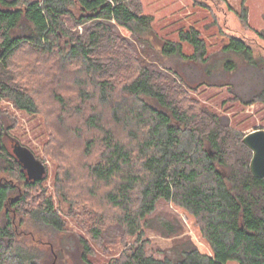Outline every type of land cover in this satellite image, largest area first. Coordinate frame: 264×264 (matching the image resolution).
<instances>
[{
  "label": "trees",
  "instance_id": "obj_1",
  "mask_svg": "<svg viewBox=\"0 0 264 264\" xmlns=\"http://www.w3.org/2000/svg\"><path fill=\"white\" fill-rule=\"evenodd\" d=\"M245 15L243 9V22ZM152 23L132 0H0V107L6 100L30 114L39 109L28 84L1 77L22 47L46 58L55 56L60 69L71 70L59 79L70 94L53 95L62 114L57 125L67 138L81 141L84 160L82 175L62 176L60 191L67 184L83 190L85 198L100 196L114 209L111 220L126 235L140 233L158 201L169 202L198 221L209 248V253L203 252L188 238H180L162 258L135 246L112 264H264V179L251 175L249 156L231 168L228 127L215 113L193 103L182 89V76L161 64V59L174 57L207 60L205 41L189 26L179 29L176 40L148 45ZM228 38L223 53L256 63L250 45ZM183 44L192 54L183 52ZM224 67L232 71L235 65L226 60ZM170 73L182 85L175 79L171 84ZM256 101L264 104V86L245 103ZM244 135L235 140L249 154L242 144ZM0 158L3 171L20 184L0 180V264H51L46 251L23 247L17 231L29 219L63 232L64 220L52 199L39 191L46 174L39 181L27 179L1 142ZM77 201L65 199L71 211L91 214L87 202ZM98 224L88 230L92 240L101 238ZM180 233L170 225V237ZM78 248L81 261L89 264L87 240L80 237Z\"/></svg>",
  "mask_w": 264,
  "mask_h": 264
},
{
  "label": "rangeland",
  "instance_id": "obj_2",
  "mask_svg": "<svg viewBox=\"0 0 264 264\" xmlns=\"http://www.w3.org/2000/svg\"><path fill=\"white\" fill-rule=\"evenodd\" d=\"M132 1L139 6L142 14L153 18L151 34L146 37L148 45L157 47L158 40H176L181 28L194 26L199 30L205 41L207 60L185 62L174 57L161 59V64L182 76L186 86H182V89L193 103L197 102L215 113L222 119V124L228 127L230 138L233 139L229 149L231 168H238L241 162L247 161L248 156L251 158V152L247 149L248 154L240 146L239 139L237 142L235 138L255 129H264V104L259 101L245 103L264 86V0ZM243 9L245 22L239 17ZM78 31L81 32L82 28L78 27ZM120 32L130 37L127 31L120 29ZM230 36L240 38L250 45L255 64H249L242 56L234 53H223L222 48ZM138 47L140 49L139 44ZM183 52L190 55L193 50L183 44ZM226 60L233 61L234 70L224 67ZM158 66L163 67L160 64ZM69 72L71 70L60 69L55 56L46 58V55L24 46L13 56L7 71L1 76L3 79L9 76L15 78V84H28L26 88L35 96L39 109L30 114L2 100L0 142L10 152L12 144L18 143L44 163L46 179L39 191H44L52 199L64 220L63 232L36 226L29 219H24V223L17 221L21 223L17 231L23 247L32 246L39 252L46 251L50 254L47 262L51 264H84L79 255L80 237L86 239L91 248L89 264H112L135 246H143L146 255L162 258L163 252H168L180 238H188L201 251L209 253L198 221L169 202L158 201L155 211L147 216L146 223H141L140 233L126 235L120 224L111 220L115 217L114 209L106 206L103 198H85L83 190L73 189L67 184L62 189L64 193L60 191L62 176L68 173L80 176L84 170V160L81 159L83 145L81 141L70 139L69 136L67 138L68 133L59 129L57 120L62 114L53 100L54 93L70 94L68 85L61 84L59 80ZM169 77L172 84L174 74L170 73ZM175 80L176 85L181 84L177 78ZM4 166L0 158V180L11 178L20 185L15 177L3 171ZM39 191L34 193L39 194ZM66 198L82 201L80 204L87 202L85 207L91 214L71 211V206L65 202ZM100 215H103L101 219ZM107 217H110L109 221ZM94 224L102 229L98 240H92L88 234ZM170 225L181 232L177 237H170ZM227 264L237 263L230 261Z\"/></svg>",
  "mask_w": 264,
  "mask_h": 264
},
{
  "label": "water",
  "instance_id": "obj_3",
  "mask_svg": "<svg viewBox=\"0 0 264 264\" xmlns=\"http://www.w3.org/2000/svg\"><path fill=\"white\" fill-rule=\"evenodd\" d=\"M242 144L251 152L249 171L258 179H264V129H255L246 133L242 138ZM13 152L16 159L26 171L27 179L39 181L46 174L44 163L35 158L31 151L18 143L14 144Z\"/></svg>",
  "mask_w": 264,
  "mask_h": 264
},
{
  "label": "flooded vegetation",
  "instance_id": "obj_4",
  "mask_svg": "<svg viewBox=\"0 0 264 264\" xmlns=\"http://www.w3.org/2000/svg\"><path fill=\"white\" fill-rule=\"evenodd\" d=\"M12 147H14V145L12 144ZM13 149L14 148H12V154L15 156V154H14V152H13ZM16 157V156H15ZM23 171H24V173L26 174V171L23 169ZM26 178H27V174H26Z\"/></svg>",
  "mask_w": 264,
  "mask_h": 264
}]
</instances>
